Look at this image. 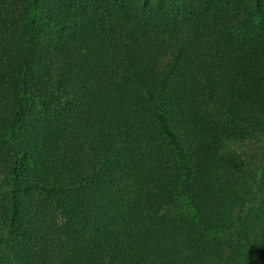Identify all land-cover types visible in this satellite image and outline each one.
Listing matches in <instances>:
<instances>
[{
    "label": "trees",
    "instance_id": "obj_1",
    "mask_svg": "<svg viewBox=\"0 0 264 264\" xmlns=\"http://www.w3.org/2000/svg\"><path fill=\"white\" fill-rule=\"evenodd\" d=\"M0 264H264V0H0Z\"/></svg>",
    "mask_w": 264,
    "mask_h": 264
},
{
    "label": "rangeland",
    "instance_id": "obj_2",
    "mask_svg": "<svg viewBox=\"0 0 264 264\" xmlns=\"http://www.w3.org/2000/svg\"><path fill=\"white\" fill-rule=\"evenodd\" d=\"M227 151H232V152H236V153H243L245 150H248L247 147H245L244 145L242 144H239V145H234V144H231V146L226 149Z\"/></svg>",
    "mask_w": 264,
    "mask_h": 264
}]
</instances>
